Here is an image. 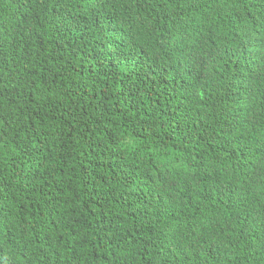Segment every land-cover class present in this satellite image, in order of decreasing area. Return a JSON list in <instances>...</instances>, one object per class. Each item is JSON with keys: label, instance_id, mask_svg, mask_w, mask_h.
<instances>
[{"label": "trees", "instance_id": "1", "mask_svg": "<svg viewBox=\"0 0 264 264\" xmlns=\"http://www.w3.org/2000/svg\"><path fill=\"white\" fill-rule=\"evenodd\" d=\"M0 264H264V0H0Z\"/></svg>", "mask_w": 264, "mask_h": 264}]
</instances>
